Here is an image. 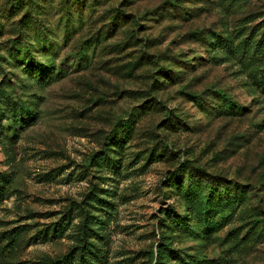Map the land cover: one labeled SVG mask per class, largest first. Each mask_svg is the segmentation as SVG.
<instances>
[{
  "label": "rangeland",
  "instance_id": "rangeland-1",
  "mask_svg": "<svg viewBox=\"0 0 264 264\" xmlns=\"http://www.w3.org/2000/svg\"><path fill=\"white\" fill-rule=\"evenodd\" d=\"M0 185V264H264V0H0Z\"/></svg>",
  "mask_w": 264,
  "mask_h": 264
},
{
  "label": "trees",
  "instance_id": "trees-1",
  "mask_svg": "<svg viewBox=\"0 0 264 264\" xmlns=\"http://www.w3.org/2000/svg\"><path fill=\"white\" fill-rule=\"evenodd\" d=\"M119 16L116 15V17H114L115 19V23L119 22ZM218 43H223L225 46H229V44L224 43L223 40H219L216 41ZM118 140H115V142H113L110 147L109 150H114V148H121L122 144L120 142H117ZM8 183V181L4 184L6 185ZM4 185H0V194H2V192L5 189ZM93 218H97L96 215H90ZM180 219H182V217H180ZM95 224H91V230L94 229ZM167 243L163 244L162 249L158 248L155 251V259L157 260V262L159 264H166V260H167V255L165 250L169 249V247L167 246ZM171 251V249H169ZM81 255L80 258L78 259V263L77 264H93V258L98 256L99 253V249L95 246V245H90L88 243H86L82 249L80 250ZM76 260V252L72 251L70 253H68L67 255H65L62 259H58V260H50L47 264H72L74 263Z\"/></svg>",
  "mask_w": 264,
  "mask_h": 264
}]
</instances>
